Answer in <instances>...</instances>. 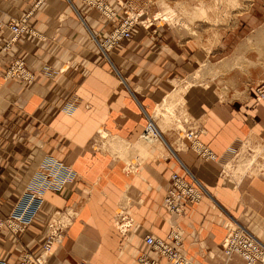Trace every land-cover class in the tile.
I'll return each mask as SVG.
<instances>
[{
  "label": "crops",
  "instance_id": "1",
  "mask_svg": "<svg viewBox=\"0 0 264 264\" xmlns=\"http://www.w3.org/2000/svg\"><path fill=\"white\" fill-rule=\"evenodd\" d=\"M126 2L108 0L119 9L111 21L83 0H0V218L9 217L28 191L44 194L19 237L0 229L5 264H19L25 254L40 256L56 214L68 209L76 215L53 241L45 264H142L144 256L171 264L144 240L148 234L166 239L171 225L180 227L181 251L196 264H247L223 251L228 222L264 243V159H255V148L264 144V104L255 101V88L264 82L242 80L248 82L240 89L251 87L247 92L224 96L217 66L212 86L203 73L195 82L201 52L169 28L138 26L132 39L105 57L100 43L121 23ZM26 16L29 32L4 50L13 37L9 23ZM16 59L25 61L32 83L5 79ZM186 84L188 113L217 158L175 149L163 134L168 152L151 147L136 172L126 173L116 154L137 143L148 116ZM49 156L77 174L58 192L37 182ZM174 173L196 178L209 191L201 203L186 204L183 217L163 205ZM122 201L132 219L125 233L115 225Z\"/></svg>",
  "mask_w": 264,
  "mask_h": 264
},
{
  "label": "rangeland",
  "instance_id": "2",
  "mask_svg": "<svg viewBox=\"0 0 264 264\" xmlns=\"http://www.w3.org/2000/svg\"><path fill=\"white\" fill-rule=\"evenodd\" d=\"M129 1L130 2H126L123 6V17L128 14L130 18L138 19L140 16L138 22H145L144 29L147 31H157L158 28L174 29L179 33L178 41L185 44L190 43L194 48H197L193 49L196 53L201 52V61H198L196 69L192 71V78L195 77L197 80L195 82H199L198 79L202 77L201 73H203L208 83L207 87H209L211 85L209 80L214 79L216 66L218 85L221 86L219 90L222 91L224 96H229L230 92L235 90L247 92V89L251 87L240 89L243 84L248 82L242 80H248L249 78L254 79L256 83L253 84V86L264 82V0ZM114 10L117 13L119 11L118 8ZM24 18H27V16ZM14 21L18 20L15 19ZM168 36L167 34L163 35V37ZM196 53H193L192 56H195ZM204 84L205 83H203V85ZM188 88L189 84L178 87L176 91L157 108V113L153 119L156 125V120L161 121V126L163 128V130L158 128L162 138L157 141H162L165 144L163 141L165 140L163 134H165L172 142H175V149L190 148L202 158L195 147L194 140H189L187 138L188 134L191 132L198 134V142L209 150L210 153L213 152L207 145L200 141L199 138L203 132L202 128L192 119L186 108L184 94ZM228 99L232 98L223 97V100ZM141 139L147 140L145 137H140L137 143L128 144L116 154V156H118L117 160H122L124 162V170L126 173L132 174L136 172L138 165L145 161L151 147H157L163 152H168L166 144L165 147H162L158 145L157 142L150 144L151 146L145 150L144 147L138 146ZM149 140L154 141L152 139ZM176 142L179 143L176 144ZM171 147L172 146H170V148ZM262 157L264 159V144L260 148H255V159H261ZM50 158L57 160V164L59 166L62 165L63 169L64 167L70 168L53 156H50ZM231 170V165L226 167V175H230ZM50 176H52V174ZM227 182L232 184L230 181ZM26 198H28V196ZM124 205L125 201H122V208L120 207V209L118 208L117 210L115 217V225L117 228L123 219L122 216H129L125 212ZM121 212L124 214H120ZM75 215V212L70 209L66 210V212H58L52 221L51 234L59 237L61 235L60 232L66 229Z\"/></svg>",
  "mask_w": 264,
  "mask_h": 264
},
{
  "label": "built area",
  "instance_id": "3",
  "mask_svg": "<svg viewBox=\"0 0 264 264\" xmlns=\"http://www.w3.org/2000/svg\"><path fill=\"white\" fill-rule=\"evenodd\" d=\"M17 1V0H7ZM86 4L94 7L98 12L109 20L118 17V13L114 7L108 3V0H83ZM126 15V13H125ZM138 19L130 18L127 14L121 23L114 28L108 37L100 43V49L105 57L109 58L110 52L117 46L123 45L125 41L133 38L134 29L138 26L145 27L143 22ZM9 29L13 33L11 41L6 45L4 50L8 49L12 43L17 42L20 38L29 32L28 17L11 21ZM32 32V31H31ZM34 75L28 71L27 65L23 59H16L5 73L6 80H21L27 84L32 83ZM255 101L264 104V83L259 84L255 88ZM141 137L159 140L162 135L154 122L153 117L148 116L147 126ZM187 138L194 140L195 147L204 159L215 160L216 156L210 153L205 147L198 142V134L190 133ZM60 167V168H59ZM52 174V176H50ZM76 179V174L71 168H66L57 164V160L47 157L37 174V182L44 184L47 191H61L69 180ZM28 195V199L24 198ZM209 196V191L196 178L186 180L174 173L171 177V187L167 191L164 198V208L171 214L178 217L186 215V204L196 205L201 203ZM44 194L28 191L22 195L17 208L9 217L0 218V229L7 227L16 236L19 237L25 232L24 222H29L32 217L39 211L43 202ZM29 199H34L38 205H29ZM123 219L119 223L118 229L125 233L132 225V219L128 216H122ZM128 223V227L123 230L122 227ZM118 225V224H117ZM145 243L149 248L158 254L159 258H165L171 264H196L190 260L183 252L182 233L180 227L171 225V230L166 239H162L148 234L145 237ZM54 239L48 237L43 246V253L38 257H32L25 254L19 264H45L48 254L52 249ZM222 248L227 257L234 254L240 255L247 264H264V243L258 239L250 230L239 225L238 223H230L227 225V235L223 241ZM142 264H157L156 260L147 259L145 256L140 258ZM0 264H5L0 260Z\"/></svg>",
  "mask_w": 264,
  "mask_h": 264
},
{
  "label": "bare ground",
  "instance_id": "4",
  "mask_svg": "<svg viewBox=\"0 0 264 264\" xmlns=\"http://www.w3.org/2000/svg\"><path fill=\"white\" fill-rule=\"evenodd\" d=\"M170 108V107H169ZM167 109H168V107H167ZM161 111V110H160ZM160 113V112H159ZM162 113V112H161ZM164 113V112H163ZM167 114V113H166ZM166 114H165V116H166ZM157 118V117H156ZM165 118V117H164ZM146 138V137H145ZM147 140H143V139H141L140 141H139V143H138V146L140 147V146H142V147H144V149L145 150H147L151 145L150 144H154L155 142H157L158 143V145H160V146H164L165 147V144L162 142V141H160V142H158L157 140L155 141L154 139H152V140H154V141H151V140H149V139H151V138H146ZM156 143V144H157ZM155 144V145H156ZM112 145V144H111ZM114 146V145H113ZM137 147V146H136ZM131 153V152H130ZM132 154V153H131ZM131 158V157H130ZM134 161V160H133ZM131 162V161H130ZM135 163V162H134ZM123 164H124V162H123ZM125 167V166H124ZM136 169V168H135ZM28 195H26V197H27ZM24 198V201L25 200H27L28 198ZM29 201V205H38V202H36L34 199H29L28 200ZM123 204V203H122ZM120 214H124L123 212H121ZM128 227V224H125V226L124 227H122V229H125V228H127ZM51 237L55 240V239H57L58 237H57V235H52L51 234ZM59 240V239H58Z\"/></svg>",
  "mask_w": 264,
  "mask_h": 264
}]
</instances>
